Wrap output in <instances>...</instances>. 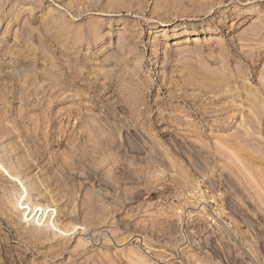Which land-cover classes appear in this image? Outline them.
Returning a JSON list of instances; mask_svg holds the SVG:
<instances>
[{
	"label": "rangeland",
	"instance_id": "374dc122",
	"mask_svg": "<svg viewBox=\"0 0 264 264\" xmlns=\"http://www.w3.org/2000/svg\"><path fill=\"white\" fill-rule=\"evenodd\" d=\"M0 264H264V0H0Z\"/></svg>",
	"mask_w": 264,
	"mask_h": 264
}]
</instances>
